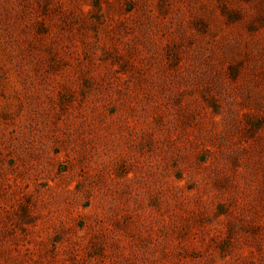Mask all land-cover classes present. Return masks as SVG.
I'll return each instance as SVG.
<instances>
[{
	"label": "rangeland",
	"instance_id": "rangeland-1",
	"mask_svg": "<svg viewBox=\"0 0 264 264\" xmlns=\"http://www.w3.org/2000/svg\"><path fill=\"white\" fill-rule=\"evenodd\" d=\"M0 264H264V0H0Z\"/></svg>",
	"mask_w": 264,
	"mask_h": 264
}]
</instances>
